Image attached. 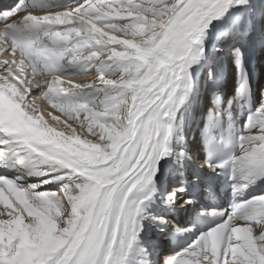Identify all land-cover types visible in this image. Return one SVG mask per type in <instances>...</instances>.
I'll list each match as a JSON object with an SVG mask.
<instances>
[{"label": "snow or ice", "instance_id": "6c2138e0", "mask_svg": "<svg viewBox=\"0 0 264 264\" xmlns=\"http://www.w3.org/2000/svg\"><path fill=\"white\" fill-rule=\"evenodd\" d=\"M232 2L19 0L0 10V168L16 173L0 176V264H129L168 155L171 128L157 118L183 103L192 47ZM239 140L240 155L206 166L264 178V107ZM209 214L218 223L164 264H264V195Z\"/></svg>", "mask_w": 264, "mask_h": 264}, {"label": "bare ground", "instance_id": "6f19581e", "mask_svg": "<svg viewBox=\"0 0 264 264\" xmlns=\"http://www.w3.org/2000/svg\"><path fill=\"white\" fill-rule=\"evenodd\" d=\"M253 45V70L257 77L255 95L264 107V0H233L225 13L213 19L193 45L179 92L184 97L183 103H174L157 118L163 130L171 128L167 142L169 160H166L167 155L160 159L154 178V181L161 178L164 193L163 198L158 201L162 210L157 215H149L144 225L138 221L142 230L129 264H164L166 255L172 253L167 239L170 230H179L174 220H167L165 217L174 209H178L179 216L187 215L194 204L193 210L199 211L198 202L189 199L186 189L183 193H178L175 204H168L167 197L174 189L183 187L184 173H188L187 182L191 185L200 186L203 180L212 176L215 178V173L204 169L199 161L203 154L200 139L206 117V126H211L213 120H218L237 130L240 134L238 137L241 133H246L243 132L242 119L236 116L241 106L237 94V53L241 48H251ZM214 94L225 97L222 109L216 106L217 97L214 101ZM193 118L195 123L191 126ZM30 182L35 183V177ZM187 200L192 203L185 205L184 201ZM160 217L168 221L169 229L163 228L158 219ZM142 249L146 250V254ZM150 253L153 255L149 258ZM147 258L152 260L148 261Z\"/></svg>", "mask_w": 264, "mask_h": 264}, {"label": "rangeland", "instance_id": "374dc122", "mask_svg": "<svg viewBox=\"0 0 264 264\" xmlns=\"http://www.w3.org/2000/svg\"><path fill=\"white\" fill-rule=\"evenodd\" d=\"M220 51V50H219ZM263 106V103H262V101H261V103L259 104V107H258V110L257 111H259L260 110V108ZM168 156H169V154L167 155V157H166V160H169L168 159Z\"/></svg>", "mask_w": 264, "mask_h": 264}]
</instances>
